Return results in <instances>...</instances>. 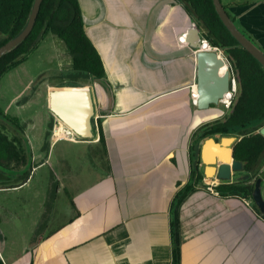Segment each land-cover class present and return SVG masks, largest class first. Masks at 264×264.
<instances>
[{
    "label": "crops",
    "instance_id": "obj_1",
    "mask_svg": "<svg viewBox=\"0 0 264 264\" xmlns=\"http://www.w3.org/2000/svg\"><path fill=\"white\" fill-rule=\"evenodd\" d=\"M86 1L84 9L78 0L84 30L104 77L76 86L91 91L95 137L53 142L95 145L99 120L111 174L98 164L93 183L68 191L74 215L29 252L8 262L0 256V264H171L169 208L189 180L192 135L224 115L219 106L196 107L194 47L201 31L178 0ZM221 3L264 50V0ZM32 154V170L48 160L42 147ZM198 173L203 179L179 211L180 264H264V218L252 200L216 194V179L205 177L201 161Z\"/></svg>",
    "mask_w": 264,
    "mask_h": 264
},
{
    "label": "trees",
    "instance_id": "obj_2",
    "mask_svg": "<svg viewBox=\"0 0 264 264\" xmlns=\"http://www.w3.org/2000/svg\"><path fill=\"white\" fill-rule=\"evenodd\" d=\"M33 1L0 0V34L3 36V39L0 40V46L17 36L24 29ZM178 1L191 18L194 27L201 31L203 39L211 47L222 51L228 64L236 73L238 85L237 93L230 105V112L225 118L203 124L192 135L189 146V180L178 189L169 208V228L172 245L171 264H180L179 211L181 204L190 193L196 190L197 183L203 179V175L198 173L202 142L216 133L225 136L237 134L240 139L232 146V158L241 162L243 165L242 171L248 173L255 172L262 155H264V136L258 132L259 128L264 126V66L242 48L226 29L216 12L212 0ZM223 7L227 12V6L223 5ZM227 14L235 23V19L228 12ZM239 29L256 44L251 36L243 29ZM48 33L63 42L70 54L74 71L87 74L89 76L85 77L91 79H102L104 77L101 56L85 33L78 0H43L30 34L17 47L0 57V78L23 63L39 38ZM0 117L5 122L12 124L16 130V134L9 138L0 128V183H4L1 181L5 179L7 170L10 172L7 174V176H10L8 180L21 175L22 179L17 180L19 183L6 186L17 187L25 183L32 171L33 167L30 166L31 152L30 149H24L22 145V140L26 138L24 129L20 126L18 120L15 117L6 115L1 109ZM218 129H222V131L214 132ZM97 134V142L102 150L101 166L110 175V164L99 120L97 122ZM197 138L198 141H196ZM213 189L219 196L252 200L254 183L249 185L220 181ZM253 207L264 218V214L259 212L254 203Z\"/></svg>",
    "mask_w": 264,
    "mask_h": 264
},
{
    "label": "rangeland",
    "instance_id": "obj_3",
    "mask_svg": "<svg viewBox=\"0 0 264 264\" xmlns=\"http://www.w3.org/2000/svg\"><path fill=\"white\" fill-rule=\"evenodd\" d=\"M81 1L84 9L88 8L87 1ZM85 76L89 75L72 69L71 57L63 42L48 33L39 38L23 63L0 78V109L15 117L24 129L26 139L22 140V145L24 149H30V166L36 162L32 161V151L38 153V148L42 147L43 155L48 154L47 162L34 168L24 184L0 191L2 260L8 262L29 252L40 236L68 221L74 215L68 191H79L98 178V164L102 165V150L98 142L95 145L72 143L67 139L53 142L62 126L47 107L49 88L77 85L86 81ZM218 106L224 112L222 120L230 109L221 104ZM0 128L9 138L16 134L15 127L2 117ZM221 136L213 135L216 139ZM231 136L239 137L237 134ZM75 139L80 138L75 135ZM20 177L0 184V187L16 185L19 183L17 180L22 179ZM257 178H261V196L264 198V155L255 172L237 171L231 177L232 182L249 185ZM213 183L219 184L220 181L213 180ZM202 186H210V182L205 181ZM57 189H60L58 194ZM45 208L44 216L40 217Z\"/></svg>",
    "mask_w": 264,
    "mask_h": 264
},
{
    "label": "water",
    "instance_id": "obj_4",
    "mask_svg": "<svg viewBox=\"0 0 264 264\" xmlns=\"http://www.w3.org/2000/svg\"><path fill=\"white\" fill-rule=\"evenodd\" d=\"M43 0H34L30 15L24 29L14 38L0 46V57L17 47L30 34L35 24L40 5ZM216 12L223 25L236 39L239 45L264 66V50L248 39L231 20L225 11L221 0H212ZM195 44L196 76H195V104L197 109L205 110L218 106L229 90V71L220 74L223 66L218 54L212 50H202L201 35H197ZM208 44V43H207ZM47 107L51 114L82 140H93L94 104L89 87L87 86H59L51 87L47 91ZM218 129L214 132H221ZM258 132L264 136V126ZM240 137L221 136L219 139L211 136L206 138L200 147V161L204 165L206 178L217 181H230L231 174L243 170L241 162L232 158V146ZM208 168L211 173L208 174ZM261 178L254 182L252 202L260 213L264 214V198L261 196Z\"/></svg>",
    "mask_w": 264,
    "mask_h": 264
},
{
    "label": "built area",
    "instance_id": "obj_5",
    "mask_svg": "<svg viewBox=\"0 0 264 264\" xmlns=\"http://www.w3.org/2000/svg\"><path fill=\"white\" fill-rule=\"evenodd\" d=\"M200 44L202 45V47L205 44H207V41L205 39H203L202 36H201ZM207 45L210 47V50L215 51L218 54L219 58L223 62V66L220 69V74H222L226 70L229 71V90L226 93V96L229 95V99L227 102H225L224 101V99L226 98V96H225V98L220 101V104L223 105L225 109H230V105H231V103H232V101H233V99L237 93V85H238L237 76L234 73V71L232 70V68L230 67V65L228 64L227 59L223 56L222 51L218 48L211 47L209 44H207ZM193 95L196 97L195 89H194ZM95 127L97 128V124H95ZM74 140H75V138H74ZM215 193L217 194V192H215Z\"/></svg>",
    "mask_w": 264,
    "mask_h": 264
},
{
    "label": "bare ground",
    "instance_id": "obj_6",
    "mask_svg": "<svg viewBox=\"0 0 264 264\" xmlns=\"http://www.w3.org/2000/svg\"><path fill=\"white\" fill-rule=\"evenodd\" d=\"M205 45L208 46L207 44H205ZM205 45L203 47H205ZM206 49L210 50V47L208 46V48H206ZM228 96L229 95H227L226 97H228ZM225 99H224V101H225ZM227 101H228V99H227ZM227 101H225V102H227ZM57 121L61 124L62 129L60 130L59 133L56 134L55 138H60V139H65V138L73 139V138H75V134L71 131V129L68 126L64 125L59 120H57ZM210 173H211V170L208 168V174H210Z\"/></svg>",
    "mask_w": 264,
    "mask_h": 264
},
{
    "label": "flooded vegetation",
    "instance_id": "obj_7",
    "mask_svg": "<svg viewBox=\"0 0 264 264\" xmlns=\"http://www.w3.org/2000/svg\"><path fill=\"white\" fill-rule=\"evenodd\" d=\"M0 35H1V34H0ZM219 138H220V137H219ZM219 138H218V139H219ZM9 173H10V172L6 170V175H5V177H4L5 179H4L3 181H1V182L6 183L7 181H9L8 178L10 179V176H7V174H9ZM4 183H0V184H4ZM6 188H8V187H6V186H5V187H0V189H1L2 191H4V189H6Z\"/></svg>",
    "mask_w": 264,
    "mask_h": 264
}]
</instances>
